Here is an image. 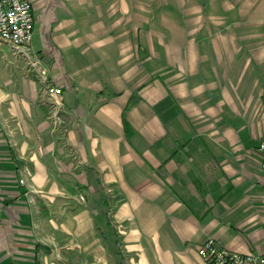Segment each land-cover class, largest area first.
Returning a JSON list of instances; mask_svg holds the SVG:
<instances>
[{
	"label": "crops",
	"instance_id": "crops-1",
	"mask_svg": "<svg viewBox=\"0 0 264 264\" xmlns=\"http://www.w3.org/2000/svg\"><path fill=\"white\" fill-rule=\"evenodd\" d=\"M31 4L47 84L0 41V264L264 253V0Z\"/></svg>",
	"mask_w": 264,
	"mask_h": 264
},
{
	"label": "built area",
	"instance_id": "built-area-1",
	"mask_svg": "<svg viewBox=\"0 0 264 264\" xmlns=\"http://www.w3.org/2000/svg\"><path fill=\"white\" fill-rule=\"evenodd\" d=\"M33 28L31 0H0V41L25 55L31 64L38 67L40 76L46 81L42 75L45 70L36 57H31L29 44L32 40ZM46 89L55 96L62 93V87L55 83H51ZM256 150L259 154V168L264 175V123L262 138ZM197 253L206 264H264V253H240L219 246L213 238H208L199 245Z\"/></svg>",
	"mask_w": 264,
	"mask_h": 264
},
{
	"label": "rangeland",
	"instance_id": "rangeland-1",
	"mask_svg": "<svg viewBox=\"0 0 264 264\" xmlns=\"http://www.w3.org/2000/svg\"><path fill=\"white\" fill-rule=\"evenodd\" d=\"M32 43H33V45L35 46V45H37V43H38V38L36 37V36H34L33 37V39H32ZM9 47V51L10 52H14V53H18L14 48H12V47H10V46H8ZM27 62V61H26ZM45 73L44 74H42V75H44V77L46 78V79H48V70H46L45 69ZM41 77V76H40ZM44 82H45V84H47V82L44 80ZM110 242H112V239L110 240Z\"/></svg>",
	"mask_w": 264,
	"mask_h": 264
}]
</instances>
